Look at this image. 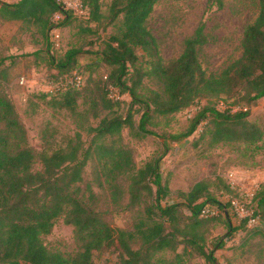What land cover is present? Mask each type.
I'll list each match as a JSON object with an SVG mask.
<instances>
[{
  "label": "trees",
  "instance_id": "trees-1",
  "mask_svg": "<svg viewBox=\"0 0 264 264\" xmlns=\"http://www.w3.org/2000/svg\"><path fill=\"white\" fill-rule=\"evenodd\" d=\"M158 1L111 0L105 12L102 0H83L87 13L79 14L62 0H0L1 19L32 24L40 32L45 59L61 82L73 70H82L80 57L92 50L82 43L58 55L53 37L56 28L83 18L87 25L80 26L86 31L95 32L92 22L116 28L105 39L104 47L94 51L111 66L108 74H91L81 86L68 83L39 94L51 107L67 109L78 118L91 135L87 145L80 130L67 135L64 144L54 146L46 140L41 149L31 145L15 101L5 87L7 67L0 69V264H96L95 252L110 249L118 252V259L109 264H183V257L195 252L221 264L214 253L215 248L224 246L225 239L216 238L211 247L206 246L200 226L215 215H205L204 210L217 207L223 213L228 224L225 235L229 237L249 226L251 219L264 221V183L252 195V212L234 224L231 199L236 195L231 183L214 182L218 190L214 192L213 182L201 180L181 192L183 200L169 201L170 188L160 170L163 155L151 157L138 167L131 149L122 143L124 126L137 137L160 135L149 127L156 115L174 113L202 99L209 102L197 111L189 127L161 134L164 143L191 135L205 120L203 134H210L212 143L257 144L263 138V127L248 116L249 105L264 97V0H259L257 17L244 30L241 55L220 73L207 72L199 57V48L207 41L203 24L185 39L177 57L164 61L158 40L147 25ZM41 50L27 54L37 55ZM4 61L0 60V66ZM94 64L85 67L92 69ZM145 77L155 78L159 87L141 90ZM111 85L120 94L129 92L131 104L143 108L138 122L132 105L126 113L115 111L122 98L110 95ZM216 98H224L229 105L219 107L212 103ZM89 116L99 117L98 123L93 125ZM93 157L101 163L114 201L120 200L123 191L119 179L126 177L127 206L142 207L148 217L136 216L130 227L112 224L107 213L98 208L96 194L91 191L87 195L81 186L85 165ZM61 216L74 226L76 252L51 248L44 241V234ZM257 224L248 228L253 234H264Z\"/></svg>",
  "mask_w": 264,
  "mask_h": 264
},
{
  "label": "rangeland",
  "instance_id": "rangeland-1",
  "mask_svg": "<svg viewBox=\"0 0 264 264\" xmlns=\"http://www.w3.org/2000/svg\"><path fill=\"white\" fill-rule=\"evenodd\" d=\"M16 1V0H9ZM67 6L79 14L87 13L83 0H62ZM111 0H102V9L107 11ZM259 13V0H160L147 18V25L158 40L160 53L165 62L177 57L183 50L185 39L191 36L200 24L204 25L207 41L199 48V57L203 67L209 73H220L242 53V37L246 26ZM80 25H87L83 19H77L74 24L59 27L54 30L55 51L63 54L72 45L85 44V52L80 57L82 70H73L68 74L69 81L76 72L83 75L84 81L92 74L101 77L110 72L111 66L101 60L95 50L102 49L105 39L115 31L113 24L106 28L103 22H92L95 32L86 31ZM88 41H91L90 43ZM41 47L37 55L27 54ZM45 45L41 34L34 25H24L20 20H3L0 18V60L4 59L2 67H7L8 81L6 89L14 99L16 107L27 129L28 142L41 149L46 140L56 146L64 144L67 135L82 132L86 145L91 135L78 123V118L67 109L51 107L39 94L52 91L62 86L56 78V70L49 67L45 59ZM87 63H95L92 69L85 67ZM71 83V82H69ZM83 84V83H82ZM81 84V85H82ZM80 85V86H81ZM155 78L145 77L141 90L158 88ZM119 92V91H118ZM122 101L115 107L118 113H126L132 105L136 122L139 121L143 108L138 103L131 104L132 96L124 92ZM230 101L232 98L229 99ZM228 100V101H229ZM80 108L84 105L79 100ZM208 99L197 100L188 107L167 115H156L155 123L150 124L160 135L148 134L145 137L133 135L128 126L122 129V143L131 149L137 166L154 156L163 155L160 170L163 179L168 182L169 201L183 200L182 191H189L195 183L201 180L213 182L211 189L217 192L216 185L231 183L234 187L236 202L231 213L234 224H239L241 218L252 212L254 207L252 195L264 183V136L257 144L244 141L210 142V134H203L206 120L191 135L180 139H168L164 143L163 133H178L187 129L191 119L199 109L208 103ZM223 108L228 104L224 98L212 100ZM239 107V106H238ZM249 119L260 124L264 129V97L249 105ZM105 113V112H104ZM103 113V115H104ZM93 125L99 117L89 116ZM37 166L40 163L37 162ZM123 188L120 200L114 201L111 188L105 182L101 163L98 158H90L85 165L81 186L86 194L91 191L98 198V208L105 211L114 226L130 227L135 217L149 215L142 207L127 206L129 193L126 177L119 179ZM166 200V198H165ZM164 200V201H165ZM209 213L215 216L200 226L205 235L206 246L211 247L216 238H224L225 244L215 248V255L221 264H264V234L252 233L248 227L259 225L264 221L250 220L249 226L237 229L230 237L225 235L228 224L225 216L217 207L209 208ZM213 211V212H212ZM219 211V212H218ZM45 243L54 249L66 253L78 250L74 237V226L59 217L52 230L44 234ZM180 250L183 245H180ZM174 253H166L172 256ZM118 259L114 249L96 251V264H109ZM183 264H216L198 252L183 257Z\"/></svg>",
  "mask_w": 264,
  "mask_h": 264
},
{
  "label": "built area",
  "instance_id": "built-area-1",
  "mask_svg": "<svg viewBox=\"0 0 264 264\" xmlns=\"http://www.w3.org/2000/svg\"><path fill=\"white\" fill-rule=\"evenodd\" d=\"M68 75L65 76V78L62 80V86H65L66 84H68L69 82L76 84L77 86H80L83 82H84V78L83 75L80 72H76L74 77L69 81L68 79ZM111 96L114 98H122V95L118 92L119 90L117 88H115L114 86L111 85ZM236 197V196H234ZM232 197L231 199V203L232 206H234L235 204H237L236 202V198ZM209 208H206L203 212V214L207 215L209 213ZM213 212V211H212ZM252 220V219H251Z\"/></svg>",
  "mask_w": 264,
  "mask_h": 264
}]
</instances>
